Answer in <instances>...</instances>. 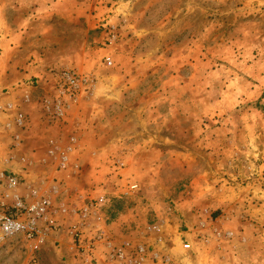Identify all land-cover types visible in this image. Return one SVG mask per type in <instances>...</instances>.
Listing matches in <instances>:
<instances>
[{
  "label": "rangeland",
  "instance_id": "374dc122",
  "mask_svg": "<svg viewBox=\"0 0 264 264\" xmlns=\"http://www.w3.org/2000/svg\"><path fill=\"white\" fill-rule=\"evenodd\" d=\"M0 95L17 193L52 201L0 264H264V0H0Z\"/></svg>",
  "mask_w": 264,
  "mask_h": 264
},
{
  "label": "built area",
  "instance_id": "2783aa9c",
  "mask_svg": "<svg viewBox=\"0 0 264 264\" xmlns=\"http://www.w3.org/2000/svg\"><path fill=\"white\" fill-rule=\"evenodd\" d=\"M81 80L73 71L63 72L59 78L60 93L68 100L75 99L76 96H71L81 87ZM68 95L70 96L68 97ZM58 113L61 114V110ZM19 124L22 125L23 121L21 120ZM62 160L65 165L68 157L63 156ZM19 184L21 181L17 177L6 173V171H0V243L16 235H24L28 240L37 239L42 232L41 222L48 220V216L52 212L50 199L30 203L26 197L17 193ZM102 240L103 237L99 236L98 241ZM107 247L108 254L104 256L107 261L114 264L171 263V258L167 254L151 250L150 247L144 245L134 246L128 242L113 245L107 242ZM190 247L189 243L184 244L185 249H190Z\"/></svg>",
  "mask_w": 264,
  "mask_h": 264
},
{
  "label": "crops",
  "instance_id": "0c3cea01",
  "mask_svg": "<svg viewBox=\"0 0 264 264\" xmlns=\"http://www.w3.org/2000/svg\"><path fill=\"white\" fill-rule=\"evenodd\" d=\"M79 3V2H78ZM8 103L7 102V96H1L0 95V110H1V113H5L6 111L5 110H11V109H8ZM67 127V126H66ZM67 131L64 127H62L60 129V133H59V139L60 141L64 140L65 138H67ZM6 137V136H5ZM35 154V153H34ZM17 162L15 163L14 160H10V158L7 157L6 155V158H0V171H8V173H13V172H16L17 171V168L16 166H18ZM235 204V203H234ZM215 208L216 209H220V211L222 212V215H220V217H224L227 214H229V216L231 215V213L229 212L230 208H232L234 205H230L228 204V202L226 200H219L217 203H215Z\"/></svg>",
  "mask_w": 264,
  "mask_h": 264
}]
</instances>
